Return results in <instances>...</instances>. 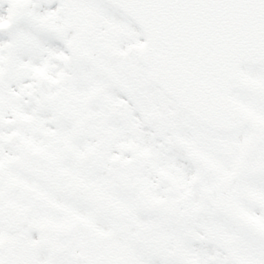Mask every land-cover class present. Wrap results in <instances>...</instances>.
I'll use <instances>...</instances> for the list:
<instances>
[{"label":"snow or ice","instance_id":"1","mask_svg":"<svg viewBox=\"0 0 264 264\" xmlns=\"http://www.w3.org/2000/svg\"><path fill=\"white\" fill-rule=\"evenodd\" d=\"M0 264H264V0H0Z\"/></svg>","mask_w":264,"mask_h":264}]
</instances>
